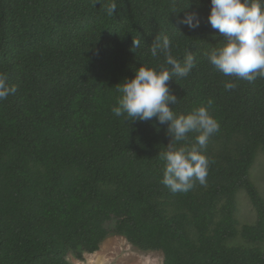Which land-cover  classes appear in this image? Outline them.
<instances>
[{"label": "trees", "instance_id": "trees-1", "mask_svg": "<svg viewBox=\"0 0 264 264\" xmlns=\"http://www.w3.org/2000/svg\"><path fill=\"white\" fill-rule=\"evenodd\" d=\"M111 2L0 0V72L17 89L0 100V264H73L115 235L162 252V264H264V196L249 176L264 153V77L236 80L208 62L224 39L210 0H116L109 15ZM186 13L199 27L181 23ZM162 35L181 63L196 59L168 81L173 112L206 106L220 126L202 149L206 182L187 192L161 183L167 125L112 112L118 83L164 64L148 51ZM240 190L253 223L235 217Z\"/></svg>", "mask_w": 264, "mask_h": 264}, {"label": "clouds", "instance_id": "clouds-1", "mask_svg": "<svg viewBox=\"0 0 264 264\" xmlns=\"http://www.w3.org/2000/svg\"><path fill=\"white\" fill-rule=\"evenodd\" d=\"M116 0L107 5L109 15L116 12ZM210 26L224 37L220 47L211 49L208 62L224 76L236 80L253 82L264 77V0H210L208 13ZM181 23L189 28L199 27L195 13H186ZM133 48H140L141 41H132ZM152 57L164 56V64L149 67L140 64L131 79L118 83L120 94L117 105L112 108L116 116L127 120L151 121L156 118L167 125L171 139L162 154L165 161L161 183L172 192H187L195 182L204 185L209 161L202 149L210 137L219 131L218 121L206 106H199L188 113H174L171 105L177 97L171 92L168 81L175 77H187L196 65L192 52L188 51L183 63L171 52V41L167 35L156 37L149 48ZM226 90H233L237 84L227 81ZM16 87L10 85L8 77L0 72V100L15 94ZM197 132L195 144L191 147L179 145L187 134Z\"/></svg>", "mask_w": 264, "mask_h": 264}, {"label": "rangeland", "instance_id": "rangeland-1", "mask_svg": "<svg viewBox=\"0 0 264 264\" xmlns=\"http://www.w3.org/2000/svg\"><path fill=\"white\" fill-rule=\"evenodd\" d=\"M264 196V153L261 149L249 174ZM238 208L235 217L242 223L255 222V211L242 190L237 197ZM68 259L73 264H162L163 253L160 251H142L130 244L122 236H109L104 239L94 253H84L82 260L72 255Z\"/></svg>", "mask_w": 264, "mask_h": 264}]
</instances>
